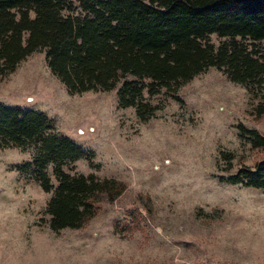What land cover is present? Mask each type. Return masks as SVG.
Returning <instances> with one entry per match:
<instances>
[{"label":"rangeland","instance_id":"obj_1","mask_svg":"<svg viewBox=\"0 0 264 264\" xmlns=\"http://www.w3.org/2000/svg\"><path fill=\"white\" fill-rule=\"evenodd\" d=\"M175 95L145 91L157 109L143 119L119 105L117 89L69 92L42 50L1 76L0 101L45 112L86 151L63 163L65 172L115 178L126 189L112 201L98 196L82 227L56 231L46 210L54 165L45 190L33 168H19L36 146L0 144V264H264V188L221 178L264 158L240 128L264 135V85L210 67Z\"/></svg>","mask_w":264,"mask_h":264},{"label":"trees","instance_id":"obj_2","mask_svg":"<svg viewBox=\"0 0 264 264\" xmlns=\"http://www.w3.org/2000/svg\"><path fill=\"white\" fill-rule=\"evenodd\" d=\"M74 5L72 0H0V77L42 50L69 92L117 89L119 105L135 106L143 119L157 109L144 100L145 91L165 89L176 96L181 85L210 67L232 81L264 85V0H78ZM211 34L225 39L215 43L207 38ZM240 128L254 146L264 147L257 129ZM0 144L36 146L33 160L19 168H33L45 190L53 187L46 169L54 165L58 184L46 210L56 231L82 227L95 215L98 196L112 201L126 189L115 178L65 172L62 164L86 151L60 134L41 110L0 101ZM221 178L264 188V158Z\"/></svg>","mask_w":264,"mask_h":264}]
</instances>
